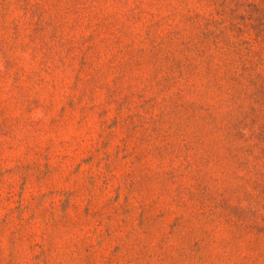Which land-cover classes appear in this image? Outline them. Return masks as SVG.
<instances>
[{
  "label": "rangeland",
  "instance_id": "obj_1",
  "mask_svg": "<svg viewBox=\"0 0 264 264\" xmlns=\"http://www.w3.org/2000/svg\"><path fill=\"white\" fill-rule=\"evenodd\" d=\"M0 264H264V0H0Z\"/></svg>",
  "mask_w": 264,
  "mask_h": 264
}]
</instances>
